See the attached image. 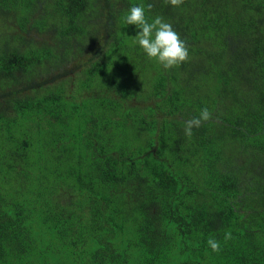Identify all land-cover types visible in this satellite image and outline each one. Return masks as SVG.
Listing matches in <instances>:
<instances>
[{
  "label": "trees",
  "instance_id": "obj_1",
  "mask_svg": "<svg viewBox=\"0 0 264 264\" xmlns=\"http://www.w3.org/2000/svg\"><path fill=\"white\" fill-rule=\"evenodd\" d=\"M0 264H264V0H0Z\"/></svg>",
  "mask_w": 264,
  "mask_h": 264
},
{
  "label": "clouds",
  "instance_id": "obj_2",
  "mask_svg": "<svg viewBox=\"0 0 264 264\" xmlns=\"http://www.w3.org/2000/svg\"><path fill=\"white\" fill-rule=\"evenodd\" d=\"M184 0H164L165 4L179 7ZM153 5L149 3L147 9L150 11ZM124 21L127 25H134L139 31L136 32L134 44H138L149 59L158 62L164 69L178 67L189 58L187 43L177 33L172 24L166 22L161 16L154 17L151 21L145 15V5H133L125 14ZM212 118V112L204 107L200 109L197 116H193L183 122L184 135L191 138L193 128H199L203 122ZM224 241L232 239L231 231H226ZM207 244L213 252L221 250L220 242L209 238Z\"/></svg>",
  "mask_w": 264,
  "mask_h": 264
},
{
  "label": "rangeland",
  "instance_id": "obj_3",
  "mask_svg": "<svg viewBox=\"0 0 264 264\" xmlns=\"http://www.w3.org/2000/svg\"><path fill=\"white\" fill-rule=\"evenodd\" d=\"M154 150H156V149H153L152 151H154ZM208 155H209V153H208ZM210 159V158H209ZM71 210V209H70Z\"/></svg>",
  "mask_w": 264,
  "mask_h": 264
}]
</instances>
